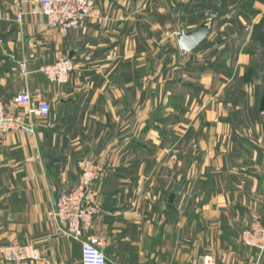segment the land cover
I'll return each mask as SVG.
<instances>
[{"label": "crops", "instance_id": "crops-1", "mask_svg": "<svg viewBox=\"0 0 264 264\" xmlns=\"http://www.w3.org/2000/svg\"><path fill=\"white\" fill-rule=\"evenodd\" d=\"M33 1L0 0V101L12 113L21 92L50 104L33 134L0 141V247L37 248L47 262L33 264H80L81 245L48 213L92 160L105 168L93 191L107 264H199L205 254L216 264H264L240 242L244 229L264 226L263 64L215 45L245 36L247 0H96L93 16L65 35L29 14ZM213 17L207 39L183 52L179 33ZM215 50L229 52L233 70L245 66L233 83L231 73L217 79L216 91ZM61 58L74 71L66 84L50 83L39 69ZM201 103L210 110L199 112ZM188 115L194 123L183 130Z\"/></svg>", "mask_w": 264, "mask_h": 264}, {"label": "built area", "instance_id": "built-area-1", "mask_svg": "<svg viewBox=\"0 0 264 264\" xmlns=\"http://www.w3.org/2000/svg\"><path fill=\"white\" fill-rule=\"evenodd\" d=\"M36 7L29 11L32 16H41L47 26L60 34L77 30L96 9V0H34ZM25 13L16 16L21 22ZM26 75V66L20 64ZM74 64L70 58L58 59L55 63L44 65L39 72L53 84H66ZM14 104L21 112H10L0 101V141L11 133L33 134L34 122L48 117L50 104L41 99L33 102L28 92L19 93ZM27 118L29 120H27ZM104 167L92 160L83 163L77 183L70 190L61 193L56 199L54 209L48 216L65 237L81 245L80 264H107L103 251V239L95 233V219L100 205L95 197L93 185L104 171ZM240 242L260 255L264 254V226L254 223L240 234ZM0 260L5 264L46 263L40 251L33 246L6 245L0 247ZM199 264H216L211 255L199 257Z\"/></svg>", "mask_w": 264, "mask_h": 264}, {"label": "rangeland", "instance_id": "rangeland-1", "mask_svg": "<svg viewBox=\"0 0 264 264\" xmlns=\"http://www.w3.org/2000/svg\"><path fill=\"white\" fill-rule=\"evenodd\" d=\"M257 0H247L246 5H245V9H246V18L244 20V26L242 28V30L244 31V35L245 36H240V35H234L235 33H230V34H225L227 36L228 39L222 40L217 42L215 45H219V46H225V48L227 49L228 47L231 49L233 47L232 53L230 52V56H233L235 54H239L240 51L242 52H246L247 54H249L250 59H256L258 62H261L263 64V67H261V71L258 74L259 81L262 83L264 82V0H259L257 2H255ZM259 12V14H258ZM227 22V21H226ZM224 23V22H223ZM221 26V25H220ZM223 27L225 29L231 30L232 29L234 31H238L241 29V24H229L227 22V25H223ZM249 41L251 43V47L248 48H244V43L247 41L248 38ZM243 40H246L243 42ZM214 41H217V38L214 39ZM218 49V48H217ZM237 50V51H236ZM212 53L214 54L212 57L214 59V70L213 73L215 75V85L213 87V90L216 91L217 90V86H216V81L217 79H220V77L226 76L229 77V73H231V82L233 83V78L235 76H237V72L239 68L245 69L242 64L236 65L234 67L233 70V61L231 59H233V57L231 59H229V52L228 51H222L221 52H217L216 50L214 52H209V55H212ZM207 56V58L205 59V56L203 57V59L201 58V60H197L196 63V70H198L202 65L208 64L209 62V57ZM222 63H225V67H221ZM195 70V71H196ZM262 72V73H261ZM252 74V71L248 70L246 72V77H250ZM187 73L186 72H177V77H179V79H186L187 77ZM182 91V89H178L176 92L180 93ZM179 95V94H178ZM221 98H219L220 101ZM221 102V101H220ZM218 105L217 101H215L214 103V108H216V106ZM209 105L208 103H201L197 106V110L199 112H204L206 110H210L209 109ZM201 116V114L196 115V119L199 118ZM187 119V123L186 121H180V128L181 129H189L190 126L194 123L193 119L190 120V115L185 116ZM217 117V116H216ZM184 118V117H183ZM220 118V117H219ZM172 122V119L168 122L170 123ZM176 124V122L174 121L171 125ZM188 125V126H187ZM187 127V128H186ZM179 128V129H180ZM168 152V151H167ZM205 255H211V254H205ZM203 256V255H201ZM200 256V257H201ZM213 256V255H211ZM215 259V258H214ZM199 261V260H198ZM216 261V259H215ZM115 262V261H114ZM118 262V261H117Z\"/></svg>", "mask_w": 264, "mask_h": 264}, {"label": "water", "instance_id": "water-1", "mask_svg": "<svg viewBox=\"0 0 264 264\" xmlns=\"http://www.w3.org/2000/svg\"><path fill=\"white\" fill-rule=\"evenodd\" d=\"M215 20L216 19L214 17L208 19L201 25H199L196 29L188 33L181 31L177 37L180 49L185 53H190L196 50L199 45L207 39L210 25ZM259 110L262 114H264V84Z\"/></svg>", "mask_w": 264, "mask_h": 264}]
</instances>
